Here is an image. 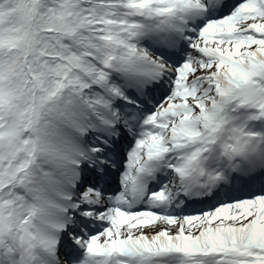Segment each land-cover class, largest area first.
<instances>
[{"label": "snow or ice", "instance_id": "6c2138e0", "mask_svg": "<svg viewBox=\"0 0 264 264\" xmlns=\"http://www.w3.org/2000/svg\"><path fill=\"white\" fill-rule=\"evenodd\" d=\"M0 264H264V0H0Z\"/></svg>", "mask_w": 264, "mask_h": 264}]
</instances>
